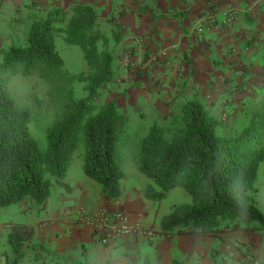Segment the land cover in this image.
Returning a JSON list of instances; mask_svg holds the SVG:
<instances>
[{
  "label": "trees",
  "instance_id": "trees-1",
  "mask_svg": "<svg viewBox=\"0 0 264 264\" xmlns=\"http://www.w3.org/2000/svg\"><path fill=\"white\" fill-rule=\"evenodd\" d=\"M71 11L67 17L68 12L62 8L44 10L29 28L28 44L13 46L2 54L0 207L23 200L44 206L54 182L70 192L63 180L83 140V171L100 186L106 201L114 202L122 196L126 178L123 155L151 180L144 189L146 199L161 201L176 187L191 195L190 203L175 205L162 217L158 233L216 237L230 231L264 232V212L252 196L264 162V100L250 109L248 123L233 137L218 133L217 117L198 99L187 101L180 115L172 116L171 121L154 123L133 137L128 132L127 115L120 113L114 100L93 103L102 86L114 79V56L97 51V43L103 38L96 28L99 16L92 5L85 3L73 5ZM64 22L63 28H56ZM57 31L65 32L67 42L84 52L91 70L78 79L86 82L88 95L68 96L60 120L47 130L48 144L42 151L30 132L31 111L13 97L7 82L16 70L29 75L40 64L50 73L73 78L61 72L63 60L55 44ZM35 231L33 224L10 225L13 264L23 259L26 243ZM216 254H212L214 264H222Z\"/></svg>",
  "mask_w": 264,
  "mask_h": 264
},
{
  "label": "crops",
  "instance_id": "crops-1",
  "mask_svg": "<svg viewBox=\"0 0 264 264\" xmlns=\"http://www.w3.org/2000/svg\"><path fill=\"white\" fill-rule=\"evenodd\" d=\"M127 1L128 4L125 0L116 2L117 10L127 7L118 15L121 37L117 47L122 51L134 50L133 69L143 72L134 74L118 60L113 67L114 79L102 86L98 98L100 104L114 100L124 115L131 116L138 106L161 109L162 103L182 96L198 99V91L210 88L216 77L218 83L220 81L219 74L213 71V41H224L220 45L227 44L228 40L238 41L250 29L249 23L241 21L239 26L227 29L220 36H217L219 33L195 32L193 26L200 15L201 0ZM77 3L104 11V0H0V62L3 52L18 46L19 40L26 42L32 22L44 10L68 11ZM105 3L108 4V0ZM238 43L242 45L241 38ZM148 50L156 54L141 62L143 53ZM104 91H111L107 93V101H104ZM67 175L63 182L70 186V192H60L54 202L50 195L43 209L45 216L30 222L0 221V264H13L15 260L8 239L10 225L15 223L33 224L36 228L19 264H145L146 260L148 264H214V251L222 264H237L241 251L247 248L264 253V232L257 230L224 232L216 237L158 233L165 214L159 215L157 209L148 204L151 200L145 198L143 188L137 190L128 183L127 174L122 182V196L114 202L102 198L100 186L89 178H68ZM254 199L257 204L255 196ZM104 207L126 211L134 226L149 230L152 235L134 233L104 245L96 238L90 220Z\"/></svg>",
  "mask_w": 264,
  "mask_h": 264
},
{
  "label": "rangeland",
  "instance_id": "rangeland-1",
  "mask_svg": "<svg viewBox=\"0 0 264 264\" xmlns=\"http://www.w3.org/2000/svg\"><path fill=\"white\" fill-rule=\"evenodd\" d=\"M118 1L122 0H108V4L111 3L110 6L104 0V11L101 10V12L93 6L97 14L99 13L96 28L103 34V38L97 43V51L100 54L110 52L114 56V68L116 62L120 60L121 65L125 68L132 70L134 74H139L143 72L142 69L137 71L133 69L135 51H122L117 47L121 37L117 24L118 15L127 9L126 7L123 10H117L116 2ZM125 1L128 4V1ZM200 8V15L193 26V30L199 34L219 33L217 36H220L227 29L239 26L241 21L250 24V29L245 33V36H240L243 41L242 45L238 43L240 38L238 41L228 40L227 44L223 45L219 43L222 44L224 41L219 43L213 41L214 45L211 49L213 71L215 75L219 74L220 81L218 83L216 77L210 88L206 87V90L198 91L196 95L209 113L217 117L219 121L218 133L233 137L248 123L250 109L264 100V0H201ZM67 10V17H70L72 15L71 8ZM43 15L44 12L38 17ZM17 25L20 26L21 23ZM64 26L65 22L56 24V28ZM19 28L21 29V27ZM13 33L17 34L15 30ZM21 34L19 31V38ZM25 41L19 40L18 46L25 47L28 44V35ZM141 41L142 38H139L140 45L143 46L144 42L141 43ZM55 44L56 50L63 60L61 72L69 74L73 77L72 79L62 76V74L50 73L46 69L43 70L45 66L40 64L29 75H24L21 70H16L7 82V88L13 97L22 107L31 111L30 132L38 141L42 151L46 150L48 144L47 130L60 120L68 96L74 94L77 98H85L88 95L86 82L78 79L79 76L88 75L91 70L82 48L78 45H70L65 32L60 31L55 33ZM153 54L156 53L145 51L141 62L149 60ZM159 61L160 59L156 63ZM212 84H214L213 87ZM185 89L188 88L185 87ZM108 92L111 91H104V101L108 100ZM191 97L194 96L190 95L187 98L182 96L171 102L162 103L161 109L138 106L131 116L127 115L129 119L128 132L133 137H138V130L144 133L154 123L162 124L164 121H171L172 116L180 115L181 107L191 100ZM93 103L100 104L98 99ZM122 151L124 150L122 149ZM122 162L123 169L128 175V183L136 186L137 190L143 188L144 194V189L151 183V180L138 169L135 163L127 162L124 155ZM67 176L68 178L73 176L76 179L89 178L83 171V140L74 156L71 172ZM89 180L91 179L89 178ZM91 181L97 184L93 180ZM256 188L257 191L252 196H255L257 206L264 212V162L260 164ZM60 192H65V189L54 182L50 200L52 202L57 200ZM191 200V195L184 188L176 187L168 192L165 199L146 202L156 208L159 215L163 216L169 214L175 205L190 203ZM46 205L47 203L44 206H37L30 200H23L20 203L0 207V221H34L45 216ZM253 224L258 223L253 222ZM241 255L237 264H241L244 259H248L249 264H264V253L261 254L247 248L243 252L241 251ZM40 259L39 256L38 261Z\"/></svg>",
  "mask_w": 264,
  "mask_h": 264
},
{
  "label": "built area",
  "instance_id": "built-area-1",
  "mask_svg": "<svg viewBox=\"0 0 264 264\" xmlns=\"http://www.w3.org/2000/svg\"><path fill=\"white\" fill-rule=\"evenodd\" d=\"M68 211V213L71 212V210ZM90 220L96 238L104 245L134 233L142 232L146 236H151L153 233L140 226H134L129 214L122 209L100 208ZM241 264H249L248 259L242 260Z\"/></svg>",
  "mask_w": 264,
  "mask_h": 264
}]
</instances>
